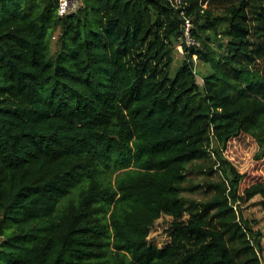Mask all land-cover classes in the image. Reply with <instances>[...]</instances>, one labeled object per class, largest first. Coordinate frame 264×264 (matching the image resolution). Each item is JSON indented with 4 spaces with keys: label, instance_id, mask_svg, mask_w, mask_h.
Wrapping results in <instances>:
<instances>
[{
    "label": "trees",
    "instance_id": "16d2710c",
    "mask_svg": "<svg viewBox=\"0 0 264 264\" xmlns=\"http://www.w3.org/2000/svg\"><path fill=\"white\" fill-rule=\"evenodd\" d=\"M78 1L0 0V264H263L224 152L264 158V0Z\"/></svg>",
    "mask_w": 264,
    "mask_h": 264
},
{
    "label": "rangeland",
    "instance_id": "374dc122",
    "mask_svg": "<svg viewBox=\"0 0 264 264\" xmlns=\"http://www.w3.org/2000/svg\"><path fill=\"white\" fill-rule=\"evenodd\" d=\"M176 54V65L182 59L183 52L179 50ZM199 82L200 79H198ZM258 148L253 139L248 136H239L238 138L232 139L226 147L224 152L225 158L231 163L235 170L240 174L244 175V179L241 181L239 186L238 196L242 197L243 190L255 182H264V158L257 160L255 158ZM189 181L186 184V188L192 185H199L195 191H189L185 189L182 192L183 197L186 200L205 201L212 194L206 186L207 182H216L217 177L214 176V180L207 178L203 173H194L188 176ZM259 197H254L251 200H240L238 206L241 209L243 216L252 221L254 230L259 231L262 234L261 245V259L264 264V215L261 212L258 201ZM170 218L163 216L157 220L151 228L148 240L158 246L163 247L167 242L166 231L170 225Z\"/></svg>",
    "mask_w": 264,
    "mask_h": 264
},
{
    "label": "built area",
    "instance_id": "2783aa9c",
    "mask_svg": "<svg viewBox=\"0 0 264 264\" xmlns=\"http://www.w3.org/2000/svg\"><path fill=\"white\" fill-rule=\"evenodd\" d=\"M180 0H175L176 3H178ZM79 5L78 0H58V7H57V13L59 16H65L66 14L74 11ZM190 22L188 20L185 21V31L184 36L186 39L187 46H193L195 45V42L189 37V28H190ZM179 50L182 52V48L179 46Z\"/></svg>",
    "mask_w": 264,
    "mask_h": 264
}]
</instances>
